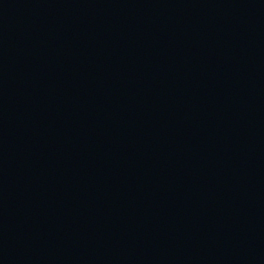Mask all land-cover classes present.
<instances>
[{
    "label": "water",
    "instance_id": "1",
    "mask_svg": "<svg viewBox=\"0 0 264 264\" xmlns=\"http://www.w3.org/2000/svg\"><path fill=\"white\" fill-rule=\"evenodd\" d=\"M0 264H264V0H0Z\"/></svg>",
    "mask_w": 264,
    "mask_h": 264
}]
</instances>
